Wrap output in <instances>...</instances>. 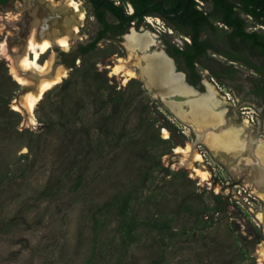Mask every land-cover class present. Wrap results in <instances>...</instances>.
<instances>
[{"label": "rangeland", "instance_id": "obj_1", "mask_svg": "<svg viewBox=\"0 0 264 264\" xmlns=\"http://www.w3.org/2000/svg\"><path fill=\"white\" fill-rule=\"evenodd\" d=\"M79 1L86 10L79 36L39 58L65 66L66 75L43 94L32 125L13 107L23 85L11 72L15 34L29 18L25 1H0V23L9 10H23L17 26L0 31V264H260L264 200L245 182L249 173L235 177L202 141L196 148L208 181L177 164L175 148L195 140L193 128L140 77L123 84L113 73L117 62L138 71L123 38L83 52L99 26L89 0ZM114 1L134 12L126 0ZM131 26L169 55L182 44L162 17ZM213 64L204 60L198 69L225 110L220 131L245 126L264 140L254 76L241 66L211 80ZM132 221L136 241L125 246Z\"/></svg>", "mask_w": 264, "mask_h": 264}, {"label": "bare ground", "instance_id": "obj_2", "mask_svg": "<svg viewBox=\"0 0 264 264\" xmlns=\"http://www.w3.org/2000/svg\"><path fill=\"white\" fill-rule=\"evenodd\" d=\"M24 1L29 18L24 20V24L21 23L20 35L15 34L18 40L11 55V72L19 83L29 89L19 99L13 100V107L24 113L26 124L32 125L35 123V106L43 94L66 75V70L57 67L54 77H45L51 61L41 64L39 58L56 45L64 48L71 45L79 36L86 10L79 0ZM22 11L21 7L17 11L9 10L4 18L7 23H0V31H7L8 24L17 26V22H14L20 19ZM9 33L13 34L11 30ZM126 43L131 61L136 63L139 71L136 72L129 64L117 62L111 67L113 73L123 78V84L134 77H140L153 95L159 96L179 120L187 122L202 135L205 144L235 177L247 171L249 176L245 182L254 194L264 200V140L252 137L251 131L245 126L231 127L215 133V127L223 122L225 111L217 98L216 88L208 84L212 94L198 96L185 88L177 78L170 77L168 61L160 55L146 53L145 49L154 43V38L148 33H133L127 37ZM137 49L142 53L137 54ZM23 71L31 74L39 72L43 77L36 79L35 74L24 75ZM163 131L164 136H168V130ZM175 152L180 154L177 164L187 167L192 175L208 181L210 173L203 163V155L190 142L185 147L178 145ZM257 217L264 223V211H258ZM258 255L259 263L264 264V244L258 246Z\"/></svg>", "mask_w": 264, "mask_h": 264}, {"label": "flooded vegetation", "instance_id": "obj_3", "mask_svg": "<svg viewBox=\"0 0 264 264\" xmlns=\"http://www.w3.org/2000/svg\"><path fill=\"white\" fill-rule=\"evenodd\" d=\"M190 1L187 3V6ZM201 1L206 2L208 5L207 7H205L199 2V5L197 6L198 9L205 11L204 18L208 16V20L203 23L185 22L184 17L178 19L175 17L176 13L171 12H167V14H165L164 16H162L159 11H154L153 14H149L162 17L163 19L168 21V23L174 29L173 34H178L180 38L179 40L182 42L181 45L173 44L169 50L170 55L167 53L173 58L176 70L179 72H183L185 80L190 85L194 86L197 89H200L201 86H204L206 88L205 76H202L204 78H201V75L203 74H201L198 69V64L200 62L209 60L214 63L213 69H206V73L210 74L211 80L214 77L220 78L225 73L232 74L234 71H237V69L239 70L238 67L243 66L246 71L249 72L248 74L250 76H254L255 80L252 84V93L261 96L264 106V90L259 91V86L264 88V82L262 81V77H264V53H262V50L258 47V45L253 46L250 40H245L244 38H242L241 33L238 34L237 32H235L236 26L248 33H252L253 31H255L260 36V40L264 43V23L260 24L253 22V16L250 12V9L246 8L245 6L230 7L228 5H222L221 7L216 8L214 5H212V0ZM234 1L235 0H225V2ZM214 9H216V11L212 13ZM182 12L183 10L180 11V13ZM189 14L192 13L190 12ZM237 18L242 19V21L240 23H236ZM131 28H134V26H129L124 31L108 30L98 40L97 44L109 37L117 36V38H123V35L129 33ZM97 32L94 39L92 41H89L84 46L90 45L97 38ZM195 42H202L206 45L205 50L201 54H199L194 69L198 74V80L193 78L194 74L187 66L184 56L175 53V47L182 49L186 48L187 44L194 46ZM137 69L139 71L138 66ZM258 83L260 85H258ZM211 86L213 85L211 84Z\"/></svg>", "mask_w": 264, "mask_h": 264}, {"label": "trees", "instance_id": "obj_4", "mask_svg": "<svg viewBox=\"0 0 264 264\" xmlns=\"http://www.w3.org/2000/svg\"><path fill=\"white\" fill-rule=\"evenodd\" d=\"M5 2L6 0H1ZM134 7L133 13H127L125 8L115 3L114 0H89L92 7L93 13L96 17L98 28L97 38L88 46L83 47V52L87 53L96 48L98 40L105 34L106 31L111 30H121L124 31L132 23L139 25L143 22L144 18L149 14H153L154 11H159L162 16L167 14V12L176 13L175 17L178 19L185 18V22H205L208 20V16L204 18L205 11L198 9L199 0H191L187 6L188 0H126ZM212 5L216 8L222 5L233 6H245L250 9L253 16V22L264 23V0H235L234 2H225V0H212ZM187 6V7H186ZM186 7V9H185ZM180 13V11H182ZM216 9L212 11L214 13ZM192 14H189V13ZM109 17H112L111 20ZM205 19V20H203ZM242 19L237 18L236 23H240ZM235 32L241 33L242 38L247 41H251L253 46H257L264 53V43L260 40V36L253 31L248 33L236 26ZM205 43L195 42V45H186V48L175 47V53L184 56L187 66L194 74V79H198V74L196 73L195 66L198 60L199 54L205 50ZM264 82V77H262ZM258 85H260L258 83ZM264 90L263 87L259 86V91ZM164 141V140H162ZM137 228V223L132 221L129 225H125L126 237L123 241L125 246L133 244L135 240V230Z\"/></svg>", "mask_w": 264, "mask_h": 264}, {"label": "water", "instance_id": "obj_5", "mask_svg": "<svg viewBox=\"0 0 264 264\" xmlns=\"http://www.w3.org/2000/svg\"><path fill=\"white\" fill-rule=\"evenodd\" d=\"M190 0H188V2H189ZM133 33H135V34H139L140 32H137V30L135 29V28H131V30H130V32L129 33H126V34H124L123 35V38H124V41H125V43H126V39H127V37L129 36V35H131V34H133ZM141 34V33H140ZM151 45H153V43H151L148 47H147V49H145V51H146V53L147 54H149V55H154V54H156V55H160L161 57H163L164 59H166L167 61H168V64H169V75H170V77H175V78H177V80L185 87V88H188V89H190L192 92H194V93H196V95H198V96H208V95H211L212 94V92L210 91V89H209V87H208V82L206 83V81H205V85H206V91H200L199 89H197V88H195L194 86H192V85H190L186 80H185V77H184V74H183V72H179V71H177L176 70V68H175V65H174V60H173V58L171 57V56H169L168 54H167V52L165 51V50H163V49H161V50H159V49H152L151 48ZM136 53L137 54H141L142 53V51L141 50H138L137 49V51H136ZM58 68H60L61 70H65L66 68H65V66H57ZM57 67H55V65H54V63H53V61H51V67L48 69V72L46 73V75H45V77H54L55 75H56V73H57V71H58V68ZM32 75V74H35V76H36V79H41L42 77H43V74L42 73H32L31 74V72H26V71H23V74L24 75ZM148 88V87H147ZM29 88L27 87V86H23V91H22V94H20L16 99H19L27 90H28ZM148 90L151 92V90L148 88ZM152 93V92H151ZM153 94V93H152ZM157 99H159L160 100V102L163 104V101L159 98V96H157L156 97ZM168 110H170L171 111V109L169 108V107H167V105L166 104H163ZM181 120V119H180ZM186 122V121H185ZM186 124L187 125H189L187 122H186ZM221 125V124H220ZM220 125H218L217 127H215V130H217L218 129V131H220ZM190 127H191V125H189ZM194 132L196 133V138H195V140L194 141H192V142H190V144L192 145V147H194L195 149H197L196 147H197V144H198V142L199 141H202L203 143H206L205 142V139L204 138H202V135L199 133V132H197V131H195L194 130ZM213 153V152H212ZM214 154V153H213ZM174 155H175V157H177V156H179V153H176L175 151H174ZM215 155V154H214Z\"/></svg>", "mask_w": 264, "mask_h": 264}]
</instances>
